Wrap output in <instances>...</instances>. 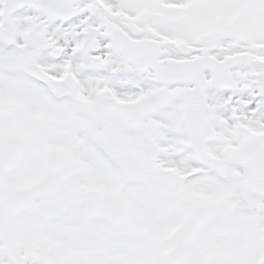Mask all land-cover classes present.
I'll return each mask as SVG.
<instances>
[{
    "label": "snow or ice",
    "instance_id": "obj_1",
    "mask_svg": "<svg viewBox=\"0 0 264 264\" xmlns=\"http://www.w3.org/2000/svg\"><path fill=\"white\" fill-rule=\"evenodd\" d=\"M0 264H264V0H0Z\"/></svg>",
    "mask_w": 264,
    "mask_h": 264
}]
</instances>
